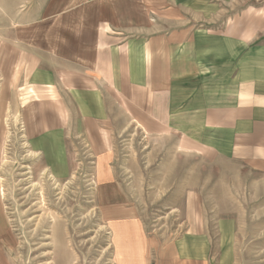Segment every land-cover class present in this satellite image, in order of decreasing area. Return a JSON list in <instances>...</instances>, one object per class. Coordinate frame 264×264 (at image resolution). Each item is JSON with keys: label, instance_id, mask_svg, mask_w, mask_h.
Masks as SVG:
<instances>
[{"label": "rangeland", "instance_id": "1", "mask_svg": "<svg viewBox=\"0 0 264 264\" xmlns=\"http://www.w3.org/2000/svg\"><path fill=\"white\" fill-rule=\"evenodd\" d=\"M50 1L0 0V264H128L138 251L124 232L161 243L202 232L213 264H264V169L197 150L146 115L133 120L125 98L114 125L88 138L69 126L62 95L34 84L37 66L20 51ZM212 26L256 37L264 0L224 5ZM44 100L69 123L39 136Z\"/></svg>", "mask_w": 264, "mask_h": 264}, {"label": "crops", "instance_id": "2", "mask_svg": "<svg viewBox=\"0 0 264 264\" xmlns=\"http://www.w3.org/2000/svg\"><path fill=\"white\" fill-rule=\"evenodd\" d=\"M240 1L250 0H51L20 60L39 68L34 84H51L74 123L44 100L38 135L69 123L89 138L114 125L125 98L133 120L146 115L197 150L264 169V32L246 39L212 26ZM124 233L138 251L128 264H213L202 232L167 243Z\"/></svg>", "mask_w": 264, "mask_h": 264}]
</instances>
